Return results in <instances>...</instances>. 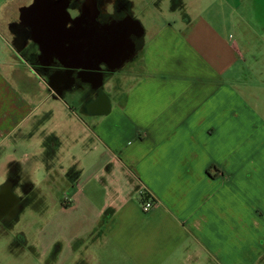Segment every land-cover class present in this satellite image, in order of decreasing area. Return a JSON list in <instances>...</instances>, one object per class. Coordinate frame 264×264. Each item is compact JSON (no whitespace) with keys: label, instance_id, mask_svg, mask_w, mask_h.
<instances>
[{"label":"crops","instance_id":"obj_1","mask_svg":"<svg viewBox=\"0 0 264 264\" xmlns=\"http://www.w3.org/2000/svg\"><path fill=\"white\" fill-rule=\"evenodd\" d=\"M176 1L132 0L137 15L145 11L142 22L137 20L140 36L131 41L130 57L113 70L109 67L111 73L100 79L104 104L89 108L96 97L90 82L58 90L27 59L26 51L36 52L38 46L28 34L18 36L14 28L20 23L19 9L26 4L16 6V20L5 19V10L13 9L14 3L0 0V26L4 23V30L0 29V191L8 187L14 193L11 188L26 171L27 156L35 157L30 168L42 167L44 161L48 167L44 157L56 155L63 145L69 150L75 141L92 137L104 147L99 171L105 168L111 174L104 186L109 189L106 196L95 207L93 197L83 194L84 186L73 185L72 203L66 205L74 210L82 203L86 208L73 213L67 225V252L78 254L74 264L97 260L96 248L104 242L115 251L118 264L186 260L200 264L201 254L214 259L197 234L216 231L218 220L226 217L224 212H212V205L218 206L221 199L233 207L229 188L236 182V164L229 154L222 165L212 157L203 161L204 145L218 136L219 128L227 138L232 136L229 124L240 117L241 106L264 119V25L257 17L251 20L252 0ZM112 75L114 107L105 90ZM74 90L80 112L101 116L97 132L64 99ZM114 109L118 114L112 117ZM110 118L115 120L111 129H121L134 139L129 152H119L115 144L105 141L112 140L108 135L113 132L103 137L101 125ZM120 134L117 131L115 136ZM172 143L179 146L170 147ZM173 168L176 173L169 178L167 170ZM226 169L230 176L225 175ZM114 171L120 179L114 178ZM145 171L155 177L153 183ZM134 182V190H145L155 200L153 208L144 211L135 204L130 190ZM238 215L244 229L248 219ZM232 217L230 210L228 218ZM227 225V232L234 229L232 223ZM0 233L10 232L0 224ZM4 235L0 237L5 245L8 236ZM189 238L196 246L188 250ZM56 241L57 232L51 246ZM60 251L59 247L54 251L56 257Z\"/></svg>","mask_w":264,"mask_h":264},{"label":"rangeland","instance_id":"obj_2","mask_svg":"<svg viewBox=\"0 0 264 264\" xmlns=\"http://www.w3.org/2000/svg\"><path fill=\"white\" fill-rule=\"evenodd\" d=\"M29 2L31 0H13L14 8ZM14 8L12 9L11 6L10 9L5 10V19L12 17L17 19V8L16 10ZM250 15L251 20H255L257 17L260 24L264 25V0H252ZM3 25L4 23L0 29L4 30ZM250 61L252 66L256 64L255 61L251 59ZM126 68L127 65L121 70L124 71ZM112 81L113 75L108 78L105 90L109 93L114 107L115 96ZM42 91V96H45L46 90L43 89ZM76 94V90L67 92L64 99L76 107L77 113L84 117L97 132L101 116L80 112L79 97L77 99L73 97ZM261 108L264 110V99ZM239 110L240 117L232 125L229 124L233 130L232 136L227 138L226 135L221 134V128L218 126L219 129L216 131L218 136L215 135V138L209 139L204 145L203 161L212 157L222 165L223 162L227 161L228 154L233 157V162L236 164L233 178H236L234 179L236 182L233 184L234 187L229 188V194L233 196V202L230 204L233 203V207L230 208L227 203L222 204L221 199L218 206H211L212 212H224L226 215L224 219L218 220V229L212 232L203 230L197 234L201 241L210 247L209 249L214 256L213 259L201 254L200 264H264V119L255 117L247 107L241 106ZM117 114L118 112L114 109L109 115L113 117ZM215 121L217 122V119ZM114 125V118L106 119L101 125L103 137H106L107 131L113 132L112 136L108 135V138H112V140L105 139V141L115 144L119 152L120 150L129 152L134 139L121 129H111ZM117 131H121V134L115 136ZM175 146H179V144H170V147ZM103 149L104 147L100 142L90 137L85 141H75L72 149L68 150L63 145L58 148L56 155L44 157V160H48L50 164L48 167L44 161L42 167L30 168L29 164L34 161L35 157L27 156L30 161H28L26 171L23 173L15 172L16 175L22 173L23 176L19 178V182L14 180V185L11 188L13 194L20 199V203L17 207L14 206V210L17 209L18 214L11 220L10 232L12 236L18 232L22 233L23 236L25 234V238L32 242V245H35L33 246L35 249L28 248L32 251L28 250L29 252H27L22 247H18L17 244L15 247L14 244H11L12 252L7 254L3 251L4 244L0 237V264H74V258L78 254L74 257L67 252L69 235L67 225L72 221L73 213L76 215L78 212L86 211V208L82 206V203L77 205L74 210L66 207V205L72 201L70 196L74 189L73 185L81 188L84 186L82 188L83 194L87 197H93L91 201L95 207H98L106 196L109 189L104 186L110 182L111 174L106 173L105 168L99 171L104 162ZM26 150L29 151L28 148ZM170 158L174 159L175 155H171ZM244 164L246 166L243 171ZM167 172L169 178L174 177L176 173L175 168L167 170ZM230 173L231 171L226 169L225 175ZM15 174L13 179H17ZM113 174L114 178L120 179L118 172L114 171ZM148 174H151L150 180L153 183L155 177L151 172H144L145 176ZM135 186V182L132 183L130 190L135 196V204L141 209V195L139 190H134ZM221 194L220 190L219 197ZM230 210L233 213L231 219L228 218ZM238 213L245 215V219L246 217L248 219V224L244 229L240 223L242 218ZM227 223H232L234 229L227 232L225 230L226 227H229ZM56 232L57 241L53 242L51 246L52 235ZM188 240L187 245H185L189 250V248H194L196 244L191 242L190 238ZM109 243L111 242L109 241ZM97 244L100 245L98 242ZM58 247L59 250L61 248V251L56 257L54 251ZM100 247V249L96 248L99 251V253L96 252L98 259L91 261V264H118L115 262V251L111 250L110 245L104 242ZM192 263L194 261L186 260L179 264Z\"/></svg>","mask_w":264,"mask_h":264},{"label":"flooded vegetation","instance_id":"obj_3","mask_svg":"<svg viewBox=\"0 0 264 264\" xmlns=\"http://www.w3.org/2000/svg\"><path fill=\"white\" fill-rule=\"evenodd\" d=\"M32 1L24 6L30 5ZM37 1L42 4L47 0ZM50 2V5H39L33 9L35 15L43 19L41 24H48L44 27L52 32L51 40H54L53 45L58 48L59 55L47 53L44 49L40 51L38 47L36 52L26 51L27 59L35 70L48 75L50 84L58 90L80 87L84 81L90 82L91 89L96 91V97L88 106L100 107L104 104V98L98 89V84L101 78L111 73L108 70L113 64L99 61L104 44L114 43L113 55L119 56L122 50L128 48V42L138 40L140 29L137 20L142 22L145 11L141 17L137 15L132 0H51ZM175 2L178 3L176 0ZM14 28L18 36L27 34L30 36L28 26L19 23ZM76 54L90 59L73 61L74 58L63 57L65 55L72 57ZM19 203L20 199L10 193L8 187L0 191V224L5 227V231L10 232L11 220L18 214L14 206L17 207ZM10 234L11 232L4 235L8 236V243L3 249L7 254L11 251V244H14V247L17 244L27 252L35 249L33 247L35 245L25 238V234L24 236L20 232L13 236L11 234L12 238Z\"/></svg>","mask_w":264,"mask_h":264},{"label":"water","instance_id":"obj_4","mask_svg":"<svg viewBox=\"0 0 264 264\" xmlns=\"http://www.w3.org/2000/svg\"><path fill=\"white\" fill-rule=\"evenodd\" d=\"M51 0H47V1H43L42 4H40L37 0H33L32 3L28 6H22L19 9V20L20 23L28 26L30 28V38L38 45L40 51H43V49L47 52V53H54L55 56H58L59 54H57L58 48L54 47L53 45V41L51 40L52 37V32L50 31V29L45 28V25L48 24H41V22L43 21V19L38 16L35 15V10L33 8H36L39 5H50ZM33 9V10H32ZM32 12H29L31 11ZM32 13V15H31ZM44 30V31H42ZM128 48H125L124 50H122V52L120 53L119 56H114L113 52H114V43H105L104 44V49H103V54H101V57L99 59V61H103V62H112V66H110V69H115L117 67H119L127 58L130 57L131 53H132V43L128 42ZM63 57H69L74 58L73 61H83V60H89L90 58L88 57H84V56H80L79 54H76L74 56H63ZM51 58V57H50Z\"/></svg>","mask_w":264,"mask_h":264},{"label":"built area","instance_id":"obj_5","mask_svg":"<svg viewBox=\"0 0 264 264\" xmlns=\"http://www.w3.org/2000/svg\"><path fill=\"white\" fill-rule=\"evenodd\" d=\"M140 195H141V207H142V210L144 211H147L151 208L154 207V205L156 204L155 200L152 199L149 195L148 192H146L145 190H142L140 192Z\"/></svg>","mask_w":264,"mask_h":264}]
</instances>
